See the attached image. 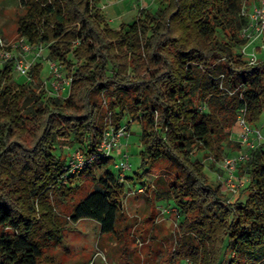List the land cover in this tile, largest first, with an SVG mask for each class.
Returning <instances> with one entry per match:
<instances>
[{"label": "trees", "instance_id": "1", "mask_svg": "<svg viewBox=\"0 0 264 264\" xmlns=\"http://www.w3.org/2000/svg\"><path fill=\"white\" fill-rule=\"evenodd\" d=\"M18 2V39L45 46L72 80L55 97L14 82L12 61L0 67V264H53L47 252L69 222L118 235L127 185L103 161L82 173L98 190L72 188L79 177L63 179L68 157L57 145L70 138L71 151L95 153L125 116L141 127L142 174L165 164L156 198L179 214L168 264H223L227 250V264L264 263V142L238 164L245 184L234 202L190 157L203 150L219 161L240 115L250 128L264 119V60L248 65L240 53L244 0H163L119 29L104 23L99 0ZM41 70L33 66L31 82Z\"/></svg>", "mask_w": 264, "mask_h": 264}, {"label": "rangeland", "instance_id": "2", "mask_svg": "<svg viewBox=\"0 0 264 264\" xmlns=\"http://www.w3.org/2000/svg\"><path fill=\"white\" fill-rule=\"evenodd\" d=\"M163 4V0H99L97 6L98 12L106 23L112 29H119L121 26L129 25L139 17V10L154 12ZM23 13L18 0H0V39L6 44H13L21 39L17 36L16 21L18 16ZM264 45V38L257 42V46ZM259 60H264V52L259 53ZM13 55H17L14 52ZM48 52L44 51V56ZM40 63L42 70L39 78L31 82L21 77H13V81L18 84H25L34 90H42V81L46 80L50 73L45 61L37 60L34 65ZM2 59L0 58V67ZM64 75V73H63ZM29 82H31L29 84ZM45 90V89H44ZM69 87L62 92L61 97H67ZM204 110L203 105L199 108ZM130 121L125 116L121 122V127H125L128 137L121 140L120 148H116L112 153V159L119 163V151L126 152L129 155L131 171L127 177H132V181L125 182L128 189L122 197V206L125 213V219L116 224L115 229L118 235H102L99 225L92 220H81L77 223H67L65 229L61 232L58 247H52L47 255L53 258V264H168V253L175 242V234L178 230L175 212L162 214L159 207L173 208L171 203L166 200H157L156 192L160 190L157 187V181L165 177L164 162L160 161L153 165L147 173L142 174L140 165V144L141 127L137 123L127 126ZM264 136V119L259 123L258 128ZM242 130L235 123L229 139L223 144L220 152V160L215 161L212 155L203 150L194 151L190 157L202 162L204 172L207 178L214 186L220 187V192L225 199L234 202L240 193V189L232 190L223 184L225 173L220 167L222 160L226 156L248 153L249 149L245 145L238 143ZM70 138L58 141L57 147L63 152L65 157L71 154ZM250 140H253L250 137ZM58 149L56 154H58ZM109 169L117 173V169L110 162ZM85 171V170H84ZM83 171V172H84ZM81 172L76 177L79 179L72 188L81 186L82 193L86 194L91 190H98L97 185L88 177H84ZM103 170L96 171L99 177ZM81 175V176H80ZM240 182H245V178H237ZM146 186L149 190L146 191ZM142 190V191H139ZM245 197L242 198L244 200ZM149 201H154L150 205ZM60 208L64 213L69 210V205H61ZM227 250L224 255L223 264H227ZM264 264V263H262Z\"/></svg>", "mask_w": 264, "mask_h": 264}, {"label": "built area", "instance_id": "3", "mask_svg": "<svg viewBox=\"0 0 264 264\" xmlns=\"http://www.w3.org/2000/svg\"><path fill=\"white\" fill-rule=\"evenodd\" d=\"M242 14L246 15L249 20L247 26L241 31V37L245 40V44L240 49V53L248 65H255L259 61L258 50L261 53L264 52V45L257 46V42L264 38V0H244ZM45 50V46L32 45L25 40L6 44L0 39V58L2 59V64L12 61L15 76L29 81L34 62L37 60L45 61L50 75L46 80L42 81V86L45 90H50L49 93L53 94V96L61 97L62 92L66 91V88L70 86L72 79L70 76L63 75L62 67L57 62L44 56ZM14 52H17V55H13ZM237 122L242 130L237 139L239 144L245 145L250 150L256 147V143L264 142V136H262L259 130L248 127L243 115L237 118ZM128 136L129 133L126 132L125 127L116 129L108 126L102 135L97 152L84 155L79 148L73 149L68 157L67 173L63 179L79 175L84 170L92 168L103 161H109L117 169L119 182L125 183L127 180L126 175L131 171L129 155L126 152L119 151L120 161L117 164L112 159V153L116 148H120L121 140ZM250 137L253 140H250ZM245 158V153L226 156L220 164L221 169L225 173L223 184L232 190L242 188L245 184V182L238 181L236 177L238 164L244 161ZM159 208L163 215L175 212L176 222H178L179 214L176 209Z\"/></svg>", "mask_w": 264, "mask_h": 264}, {"label": "crops", "instance_id": "4", "mask_svg": "<svg viewBox=\"0 0 264 264\" xmlns=\"http://www.w3.org/2000/svg\"><path fill=\"white\" fill-rule=\"evenodd\" d=\"M261 53V52H260Z\"/></svg>", "mask_w": 264, "mask_h": 264}]
</instances>
